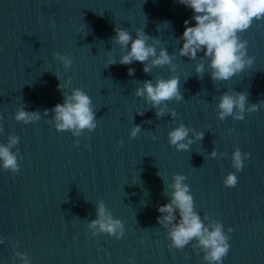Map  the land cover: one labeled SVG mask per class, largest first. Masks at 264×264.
<instances>
[{
  "label": "water",
  "instance_id": "water-1",
  "mask_svg": "<svg viewBox=\"0 0 264 264\" xmlns=\"http://www.w3.org/2000/svg\"><path fill=\"white\" fill-rule=\"evenodd\" d=\"M192 15L177 0H0V143L9 133L20 138V171L0 169V238L5 241L0 264H19L14 252L26 253L30 264H128V257L134 264H206L199 250L170 248L156 221L157 205L167 202L163 180L170 183L173 174L187 177L201 217L207 213L225 231L233 229L222 264H264V108L246 113L242 121L216 118L224 91L248 93L251 103L264 101V20L240 34L254 63L228 81L214 85L207 66L200 79L194 73L198 61L175 56L183 100L167 104L176 112L174 120L157 119L155 109L133 95L144 80L168 78L167 66L153 67L149 74L140 62L107 66L106 51L116 60L122 54L111 42L115 27L133 37L135 29H143L172 54L181 47L183 21L194 25ZM53 52L67 54L72 66L65 70ZM69 76L65 91L80 88L91 98L97 118L93 132L75 138L57 132L44 117L27 125L13 119L22 103L26 111L41 112L62 103L58 84ZM180 123L204 132L203 141L188 151L169 146L167 132ZM137 124L142 130L130 139ZM237 147L250 157L236 173V186L227 188L223 178L235 171L230 156ZM213 148L227 156L210 158ZM98 200L123 222L121 239L91 236L86 224L95 219Z\"/></svg>",
  "mask_w": 264,
  "mask_h": 264
},
{
  "label": "clouds",
  "instance_id": "clouds-1",
  "mask_svg": "<svg viewBox=\"0 0 264 264\" xmlns=\"http://www.w3.org/2000/svg\"><path fill=\"white\" fill-rule=\"evenodd\" d=\"M177 2L192 10L191 19L194 25L189 26L188 20L183 21L184 30L178 38L182 44L175 53L169 54L167 49L159 47L160 40L147 35L143 29H135V37H133L128 30L121 27L113 29L114 36L111 40L119 46L122 53L119 59L111 58V50L106 51L109 55L107 66L140 62L145 74H149L153 67L167 66L170 73L168 78L157 76L154 81L144 80L140 82L142 86L136 87L133 93L135 97L143 98L145 103L150 105L149 108L155 109L157 119L168 115L174 120L176 112L174 109H169L167 104L183 100L179 77L174 74L177 65L173 60L176 55L187 57L190 61H198L194 65V73L198 78H202L207 66L208 75L214 85L217 82L228 81L245 68H251L254 63L255 58L247 54L248 42L241 39L240 34L247 31L254 21L264 20V0H177ZM76 30L79 33L81 28L77 27ZM52 57L60 62L65 70L73 64L67 54L53 52ZM127 73L132 76L135 69L128 68ZM57 79L59 80L58 77ZM71 83L72 77L69 76L63 86L61 83L58 84V89L62 93V103H57L51 109H44L42 112L26 111V106L22 103L16 109L13 119L27 125L44 117L47 118L45 122L50 123L57 132L67 131L75 138L81 137L85 132H93L97 128V118L91 98L80 88L73 87L70 91H65ZM248 95L243 91H224L216 103V118L224 121L231 117L233 120L242 121L246 113L264 108V101L251 103ZM49 112L52 113L50 118ZM144 112L137 114L144 115ZM141 130L140 125H133L128 134L129 138H135ZM3 131V127L0 126V133ZM227 131L231 133L234 130L229 128ZM19 139L16 134L9 133L6 142L0 143V169L13 175L20 171V155L17 147ZM152 139L155 140L156 137L152 136ZM203 139L204 132L191 129L183 123L167 132L169 146L175 147L177 151H188L193 143L202 142ZM79 144V139L73 140V146ZM123 144V140L118 142L120 147ZM84 147L89 146L85 144ZM208 156L216 159L218 156L225 158L227 154L224 152L218 154L216 148H213ZM249 157L250 153H242L238 147L234 148L230 156V166L235 171L228 172L224 176L225 187L236 186L238 183L236 173L242 170L244 162ZM186 179L183 174H173L170 183H165L163 180L162 194L167 197V202L157 205L156 211L159 215L156 221L166 230L170 248L183 250L188 246L203 253L202 259L206 264H222L223 258L230 249L228 240L233 229L229 227L225 231L224 226L207 213L201 217L195 210L190 186L185 183ZM94 205L95 219L86 224L91 236L96 237L106 233L109 237L121 239L125 232L123 222L113 217L103 200L96 201ZM143 242L141 239L140 243ZM3 243H5L4 239L0 238V244ZM12 246L15 248L16 243L12 242ZM13 255L19 259V264H30V257L26 253L14 252ZM127 259L128 264H134L132 257Z\"/></svg>",
  "mask_w": 264,
  "mask_h": 264
}]
</instances>
